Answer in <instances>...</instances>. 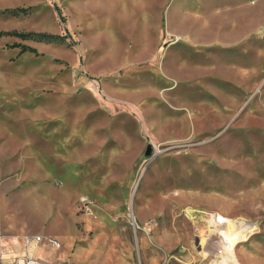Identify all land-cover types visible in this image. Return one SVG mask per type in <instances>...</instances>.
<instances>
[{
  "label": "rangeland",
  "instance_id": "1",
  "mask_svg": "<svg viewBox=\"0 0 264 264\" xmlns=\"http://www.w3.org/2000/svg\"><path fill=\"white\" fill-rule=\"evenodd\" d=\"M0 33L3 264L25 233L53 264H264V0H0Z\"/></svg>",
  "mask_w": 264,
  "mask_h": 264
},
{
  "label": "built area",
  "instance_id": "2",
  "mask_svg": "<svg viewBox=\"0 0 264 264\" xmlns=\"http://www.w3.org/2000/svg\"><path fill=\"white\" fill-rule=\"evenodd\" d=\"M219 215L215 216L214 218H217ZM215 221V219H214ZM227 224V219L223 217V221L219 222L217 226L220 228H225ZM218 227V228H219ZM18 239H21L23 244L26 246L23 255H20L16 258L13 264H53L48 260H44L41 258H35L32 256L30 253L29 249V244L32 242H38V243H43L45 242L46 244H49L51 246L56 247L57 249L62 248V243L61 241L52 235H42V234H37V233H25L20 236H16ZM3 238L0 236V264H3L2 262V253H3V248L5 247L3 244ZM54 264H69L67 261H61L57 262Z\"/></svg>",
  "mask_w": 264,
  "mask_h": 264
},
{
  "label": "trees",
  "instance_id": "3",
  "mask_svg": "<svg viewBox=\"0 0 264 264\" xmlns=\"http://www.w3.org/2000/svg\"><path fill=\"white\" fill-rule=\"evenodd\" d=\"M11 34H15V33H11ZM17 34H20L21 36H31V34H34V33H17ZM36 36H38L40 39L45 40V41H56L60 39V36L58 35H52V34H47V33H36ZM35 50L36 49L32 46L22 45L21 53L27 52V51L35 52Z\"/></svg>",
  "mask_w": 264,
  "mask_h": 264
},
{
  "label": "bare ground",
  "instance_id": "4",
  "mask_svg": "<svg viewBox=\"0 0 264 264\" xmlns=\"http://www.w3.org/2000/svg\"><path fill=\"white\" fill-rule=\"evenodd\" d=\"M214 219H215L214 222L219 223V222L223 221V216H218L217 218H214ZM240 235L241 234L238 231L231 229V232H229V234H227V235H224V237L226 240L231 241V243H235V242L241 240ZM229 255L230 256L227 259V263L230 262L229 259L233 257L232 252Z\"/></svg>",
  "mask_w": 264,
  "mask_h": 264
},
{
  "label": "crops",
  "instance_id": "5",
  "mask_svg": "<svg viewBox=\"0 0 264 264\" xmlns=\"http://www.w3.org/2000/svg\"><path fill=\"white\" fill-rule=\"evenodd\" d=\"M4 242V241H3Z\"/></svg>",
  "mask_w": 264,
  "mask_h": 264
}]
</instances>
